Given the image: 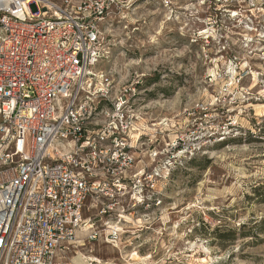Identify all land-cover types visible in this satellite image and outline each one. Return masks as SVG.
<instances>
[{
  "label": "rangeland",
  "instance_id": "374dc122",
  "mask_svg": "<svg viewBox=\"0 0 264 264\" xmlns=\"http://www.w3.org/2000/svg\"><path fill=\"white\" fill-rule=\"evenodd\" d=\"M99 28L109 98L135 87L126 176L154 188L127 179L119 220L90 198L56 263L264 264V0H127Z\"/></svg>",
  "mask_w": 264,
  "mask_h": 264
},
{
  "label": "built area",
  "instance_id": "2783aa9c",
  "mask_svg": "<svg viewBox=\"0 0 264 264\" xmlns=\"http://www.w3.org/2000/svg\"><path fill=\"white\" fill-rule=\"evenodd\" d=\"M126 2L0 0V264H57L90 198H103V214L120 208L119 220L127 179L137 201L154 188L151 173L126 176L142 162L130 137L135 87L110 99L109 78L93 71L99 25Z\"/></svg>",
  "mask_w": 264,
  "mask_h": 264
},
{
  "label": "trees",
  "instance_id": "16d2710c",
  "mask_svg": "<svg viewBox=\"0 0 264 264\" xmlns=\"http://www.w3.org/2000/svg\"><path fill=\"white\" fill-rule=\"evenodd\" d=\"M141 85H142V84H136V87L138 88V87H140ZM260 224H261V225H264V222H260ZM260 224H259V225H260Z\"/></svg>",
  "mask_w": 264,
  "mask_h": 264
},
{
  "label": "bare ground",
  "instance_id": "6f19581e",
  "mask_svg": "<svg viewBox=\"0 0 264 264\" xmlns=\"http://www.w3.org/2000/svg\"><path fill=\"white\" fill-rule=\"evenodd\" d=\"M83 257H84V256H83ZM92 259H93V260H97V258H96V257H92Z\"/></svg>",
  "mask_w": 264,
  "mask_h": 264
}]
</instances>
